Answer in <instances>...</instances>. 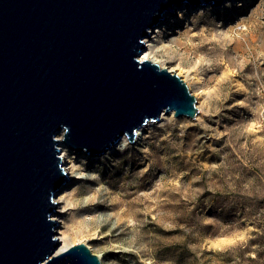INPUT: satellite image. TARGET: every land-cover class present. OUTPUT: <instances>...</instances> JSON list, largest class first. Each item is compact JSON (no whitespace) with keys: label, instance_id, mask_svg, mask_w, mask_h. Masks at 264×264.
<instances>
[{"label":"rangeland","instance_id":"374dc122","mask_svg":"<svg viewBox=\"0 0 264 264\" xmlns=\"http://www.w3.org/2000/svg\"><path fill=\"white\" fill-rule=\"evenodd\" d=\"M186 4L145 38L196 116L166 114L140 146L122 138L97 156L60 143L76 168L55 195L67 197L55 235L101 264H264V0Z\"/></svg>","mask_w":264,"mask_h":264},{"label":"water","instance_id":"95a60500","mask_svg":"<svg viewBox=\"0 0 264 264\" xmlns=\"http://www.w3.org/2000/svg\"><path fill=\"white\" fill-rule=\"evenodd\" d=\"M226 0H0V264H101L55 253L60 143L97 156L162 112L195 117L185 80L140 56L173 6Z\"/></svg>","mask_w":264,"mask_h":264},{"label":"bare ground","instance_id":"6f19581e","mask_svg":"<svg viewBox=\"0 0 264 264\" xmlns=\"http://www.w3.org/2000/svg\"><path fill=\"white\" fill-rule=\"evenodd\" d=\"M202 5L198 6L197 8L201 7ZM193 7L192 4H186L185 5V8L186 9H191ZM175 12H181V10L179 11H176ZM172 17V12H169L168 13V20H170ZM167 20V21H168ZM159 30V28L156 30V32ZM154 32V30H153ZM153 36H149V38H144V44H145V48L140 56V59H144V58H149V59H152L150 57V50H151V47L153 46V41H152V38ZM169 115H172V111H170L169 113H167ZM166 116V113L162 112L161 116H160V120L165 118ZM153 121H148L147 123H145L140 129H138L137 131V136H136V139L134 140V142L130 143V142H127V144H129L130 146H140V143H139V140L144 138L146 136V131H147V128L148 126H150V124L152 123ZM123 141L126 142L127 138L125 136H123ZM126 139V140H125ZM128 141V140H127ZM75 153V151H73ZM84 152V151H83ZM74 155V154H73ZM66 156H65V153L63 152L62 154V158L64 159ZM69 164L68 165H64V169L67 171L68 175L70 176V178H73L75 177L74 176V173H75V168H76V162H75V157L74 159L73 158H70L69 159ZM65 187V184L62 185L60 187V189L58 190V193H60V191ZM56 200V202H58V208H55L53 209V213H52V218L53 219H59V217L62 215V213H64L65 211V207L67 205V197L65 194H59L58 196H55L54 198ZM56 238L60 241V245L58 246V248L56 249L55 253L57 252H60L62 251L63 249H65L68 245L66 243L67 239H66V234H65V231L62 230L61 228L58 229L57 231V235H56Z\"/></svg>","mask_w":264,"mask_h":264},{"label":"trees","instance_id":"16d2710c","mask_svg":"<svg viewBox=\"0 0 264 264\" xmlns=\"http://www.w3.org/2000/svg\"><path fill=\"white\" fill-rule=\"evenodd\" d=\"M256 204H254V206H255Z\"/></svg>","mask_w":264,"mask_h":264}]
</instances>
